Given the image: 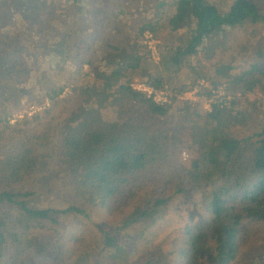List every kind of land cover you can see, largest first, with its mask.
<instances>
[{
    "label": "trees",
    "instance_id": "16d2710c",
    "mask_svg": "<svg viewBox=\"0 0 264 264\" xmlns=\"http://www.w3.org/2000/svg\"><path fill=\"white\" fill-rule=\"evenodd\" d=\"M261 2L231 0L223 9L210 0H150L147 20L142 13L133 19L121 9L109 12L120 39L113 45L104 40V50L88 47L82 0L39 8L49 31L57 30L44 54L28 51L20 65L33 85L37 79L38 91L18 109L26 110L20 116L0 112V264L18 248V264H128L129 249L118 235L131 227L133 238H144L163 220L172 196L196 192L202 215L182 225L179 264H236L245 247L239 264H264V229L260 236L255 231L264 225V101L246 97L264 92V67L226 62L211 76L198 71L204 53L217 51L229 30L264 23ZM0 15L16 33L21 27L15 25L31 22L4 0ZM146 31L160 39L158 64L142 42ZM257 57H264L263 47ZM138 79L154 90L167 87L171 102L135 90ZM200 80L208 87L200 88L198 100H178ZM221 86L239 96L224 95L205 110L204 101ZM66 92L75 107L56 121L52 109ZM108 111L111 119L105 120ZM184 151L190 153L186 163ZM39 194L65 206L31 207ZM97 208L110 215L131 208L117 236L105 235L98 262L95 245L73 235L63 246L56 229L61 216L86 218ZM48 223L51 235L34 236Z\"/></svg>",
    "mask_w": 264,
    "mask_h": 264
},
{
    "label": "rangeland",
    "instance_id": "374dc122",
    "mask_svg": "<svg viewBox=\"0 0 264 264\" xmlns=\"http://www.w3.org/2000/svg\"><path fill=\"white\" fill-rule=\"evenodd\" d=\"M210 1L218 2L220 3L219 5L222 4L223 9H226L228 7L227 4L231 0ZM49 2H53V0H4L5 4L17 6L18 13L22 14L23 19H31V25L26 22L21 25H15L17 29L21 27V30L16 33L13 29V31L10 30L12 27H6L4 17H0V112L8 111L20 116L26 110L22 109L17 114L18 109L27 103V101L33 100V92L38 91V88H36V86L38 87L37 79H35L36 84L33 85L34 81L31 79V74H27L28 68H22L20 65L22 60H25L24 54L28 51H36L38 55L44 54L42 49L46 46L48 40L51 39L53 32L57 30L49 31L47 18L42 17V14L39 13V8L41 7L46 10V5ZM149 3L150 0H82V6L86 7V11L88 10V15L85 18L90 33L87 38L89 41L88 47H98L99 50H104V40H108L107 42L113 45L114 41L120 39V36L115 34L112 23L113 19L111 17L117 10L121 9L124 17L132 15L133 19H138L136 17L142 13L145 16L144 20H147L149 15L148 11H144V4L146 7H149ZM67 5L66 0L65 6ZM261 5L264 10V0H262ZM13 12V8L10 9L9 15L12 16ZM33 13L35 14L33 15ZM45 14L50 16L49 13ZM56 14H58V11H54L53 15ZM33 17L35 18L34 20ZM120 17L122 16L120 15ZM37 21L43 25L42 28H36L35 22ZM28 25L32 28L28 29ZM81 30L83 31L85 28H81ZM226 34L227 40L220 44L217 51L211 54L204 53L202 60H199L198 71L211 76V73L217 66L226 62L244 67H247L251 63H259L264 67V57L262 59L257 57L259 47L264 48V23L252 24L246 22L229 30ZM155 39L158 42L155 52L152 54L146 48L150 52L152 62L158 64L160 61L158 49L160 39L156 37ZM25 77L30 78V83H26ZM136 82L141 83L140 79ZM221 87L224 89H222L224 95H227L229 99L239 96L237 94H229L230 90H225L224 86ZM67 92L62 95V101H58L52 109V116L56 117V121L60 116L64 117L69 114L75 107L74 104L68 103L65 100L68 96ZM41 95L42 92H38V96ZM188 97L196 99L195 95H188ZM246 97L250 101L255 99L264 101V92L256 90L246 95ZM46 102L49 101L46 99ZM103 115L105 120L111 119L109 111ZM245 129L244 132L249 131L248 128ZM189 156L190 153L184 151L181 155V162L186 163ZM144 194L145 191L141 193L138 200L139 203L145 199L142 198ZM148 194L151 196V193ZM164 194L171 195V193L167 192H164ZM200 199L201 193L199 192L195 194L188 193L183 196H172L167 204V214L163 220L148 230L144 238H133L131 227L119 234V243L125 244L130 252L128 264H163L167 260L172 261L174 264L181 263L179 258V250L182 246L181 228L185 222L196 221L201 218ZM30 206L34 208H63L65 204L54 197H46L39 194L37 198L30 202ZM130 211L131 208L123 213L110 215L106 211L97 208L88 211L86 218L78 214L61 216L60 224L56 227L58 232L57 237H59L60 244L65 246L73 235L83 236V239L88 242L89 246L95 245L91 247L95 248V256L98 258L96 262H98L100 261L98 253L100 256L104 254L100 249L105 246V235L117 236L122 218ZM53 227L51 223H48L46 230H37L34 236H38L39 238L48 237V235L53 233ZM263 229L264 225H258L255 231L260 236ZM51 238L53 239L52 236ZM20 249L18 248L14 252L11 251L9 257H13L8 260V264H18L16 259H18ZM246 251L247 247L243 249L238 259L239 262L245 256L244 253ZM239 262L236 264H239Z\"/></svg>",
    "mask_w": 264,
    "mask_h": 264
},
{
    "label": "built area",
    "instance_id": "2783aa9c",
    "mask_svg": "<svg viewBox=\"0 0 264 264\" xmlns=\"http://www.w3.org/2000/svg\"><path fill=\"white\" fill-rule=\"evenodd\" d=\"M143 42L146 45V47L153 54V52H155L156 46L158 44L157 40L155 39L154 34L152 32H150V31L144 32V34H143ZM136 81L134 82V84H132L133 88L135 90L147 92V94L149 96H152L155 101L171 102L172 93L170 92V90H168L167 87H165L164 89H161V90H154L153 88H151L149 86H146L144 83H137ZM202 86L208 87L207 82L204 81V80L198 81L197 85L195 86V88L192 91L187 92V93H185V94H183L181 96H178L177 97L178 100H180V101H196L197 100V93L200 91V88ZM222 89H223L222 87H219L218 89L212 91L211 95H213V97L204 101V109L205 110L210 112L211 108H212L211 107V102H213L215 99H220V98H222L224 96V93H223L224 89L223 90ZM188 95H190V96H194L195 95L196 99L189 98ZM219 96H221V97H219ZM227 98H225V101H227ZM220 100H218V101L221 103L222 101H220Z\"/></svg>",
    "mask_w": 264,
    "mask_h": 264
}]
</instances>
